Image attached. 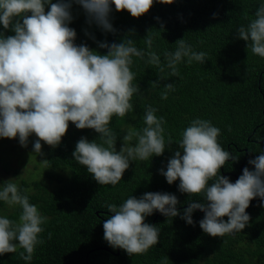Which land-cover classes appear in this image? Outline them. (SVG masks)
Segmentation results:
<instances>
[{
	"label": "clouds",
	"instance_id": "clouds-1",
	"mask_svg": "<svg viewBox=\"0 0 264 264\" xmlns=\"http://www.w3.org/2000/svg\"><path fill=\"white\" fill-rule=\"evenodd\" d=\"M73 2L104 31L113 32L109 21L112 5L117 12L126 10L139 18L150 10L154 0H0V25L14 32L8 36L0 32V138L18 137L20 145L27 146L34 134L37 139L33 150L43 155L41 141L53 148L58 146L69 122L79 130L92 129L101 143L81 137L72 156L99 185L115 186L130 162L159 156L173 143L171 137L165 141L164 117H158L157 109L148 105L143 116L145 126L139 131L130 129L123 136L120 150L115 148L117 135L109 124L114 116L123 118L133 111L132 97L140 92L138 84L133 83V57L143 59L147 55V63L160 73L167 68L168 77H178L177 65L184 58L188 64H203L207 53L194 51L182 38L176 41L175 51L164 53L163 64L157 53H145L131 39L101 42L98 47L107 49V53L100 54L74 42L76 32L68 26ZM155 2L171 4L173 0ZM254 15L247 26L236 29L237 36L247 42L254 55L264 58V3ZM146 43L151 49L148 34ZM164 79L159 76L152 87H158ZM171 91H175V84H165L161 99H167ZM219 135L220 129L209 120L193 119L175 142L183 155L176 151L167 162V170H160L169 185L179 180L181 193L203 194L204 202H189L181 218L191 225L193 211L201 210L204 216L199 227L212 237L241 232L250 220L246 209L254 198L259 197L264 206V152L248 161L254 170L245 167L232 183L220 169L238 158L220 145ZM41 163L48 168L47 160ZM28 191L21 190L12 179L0 183V202L21 209L18 221L0 216V255L23 249L21 259L31 262L36 246L44 243L39 237L47 217L29 202ZM177 203L174 194L147 192L140 198L130 196L119 206L107 204L111 215L103 223V238L110 247L122 249L129 256L144 254L160 236V229L145 223V217L154 211L166 217L180 215Z\"/></svg>",
	"mask_w": 264,
	"mask_h": 264
},
{
	"label": "trees",
	"instance_id": "trees-1",
	"mask_svg": "<svg viewBox=\"0 0 264 264\" xmlns=\"http://www.w3.org/2000/svg\"><path fill=\"white\" fill-rule=\"evenodd\" d=\"M261 3L264 0H173L171 4L154 0L150 10L139 18L126 10L117 12L112 5L109 21L114 31L106 32L73 2L68 26L76 32L77 45L106 54L107 49L99 48V43L131 39L145 53H157L163 64L164 53L175 51L176 41L183 38L194 51L207 53V60L188 64L184 58L177 65L179 76L168 77L170 70L165 68L160 73L147 63V55L143 59L133 57V83L138 84L140 92L132 97L133 111L123 118L114 116L109 124L117 135L115 148L120 150L123 136L130 129L139 131L145 126L143 116L148 105L157 109L158 117H164L165 141L171 137L173 143L159 156L130 162L115 186L99 185L72 156L81 137L101 143L94 130H79L69 122L58 146L43 143V160L48 161L45 174L52 186L22 181L19 188L29 190V202L47 217L39 237L44 243L36 246L31 262L21 259L23 249H18L0 255V264H264V206L259 197L246 209L250 220L241 232L212 237L199 227L204 216L201 210L193 211L191 225L181 218L189 202H204L203 194L181 193L178 179L169 185L160 173L161 169L167 170V162L176 151L183 155L175 142L196 118L218 127V142L238 158L225 163L220 169L222 176L234 183L245 167L254 170L248 161L264 152V58L251 52L247 42L238 38L236 29L255 18ZM0 32L14 35L2 25ZM147 34L152 39L151 49L146 43ZM159 76L165 79L152 87ZM168 83L175 84V91L161 99L163 86ZM135 142L133 137L132 146ZM147 192L174 194L180 215L166 217L158 212L155 219L154 211L145 217V223L160 229L159 242L144 254L129 256L118 248L116 255L117 248L110 247L103 238V223L111 215L106 205L119 206L128 197L140 198ZM5 205L0 202V216L18 221L19 206L6 212Z\"/></svg>",
	"mask_w": 264,
	"mask_h": 264
},
{
	"label": "rangeland",
	"instance_id": "rangeland-1",
	"mask_svg": "<svg viewBox=\"0 0 264 264\" xmlns=\"http://www.w3.org/2000/svg\"><path fill=\"white\" fill-rule=\"evenodd\" d=\"M36 139L37 137L33 134L28 138L27 146H21L18 137L0 138V183L12 179L18 186L22 181L40 182L43 185L52 186L48 183L45 165L41 163L43 155H38L33 150ZM41 145V151L44 153L42 141ZM5 210L11 212L13 207L6 204Z\"/></svg>",
	"mask_w": 264,
	"mask_h": 264
},
{
	"label": "water",
	"instance_id": "water-1",
	"mask_svg": "<svg viewBox=\"0 0 264 264\" xmlns=\"http://www.w3.org/2000/svg\"><path fill=\"white\" fill-rule=\"evenodd\" d=\"M157 215H158V211L156 212V216H155V219L157 218ZM154 219V220H155ZM153 223H154V221H153ZM153 225V224H152ZM119 254V251H118V248H117V252H116V255H118Z\"/></svg>",
	"mask_w": 264,
	"mask_h": 264
}]
</instances>
